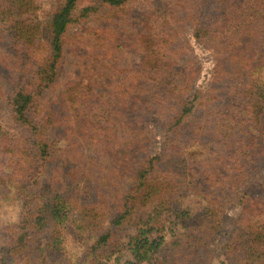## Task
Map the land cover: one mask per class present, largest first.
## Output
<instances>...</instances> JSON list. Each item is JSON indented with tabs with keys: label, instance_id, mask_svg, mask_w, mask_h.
Segmentation results:
<instances>
[{
	"label": "trees",
	"instance_id": "16d2710c",
	"mask_svg": "<svg viewBox=\"0 0 264 264\" xmlns=\"http://www.w3.org/2000/svg\"><path fill=\"white\" fill-rule=\"evenodd\" d=\"M2 111L0 264H264V0H0Z\"/></svg>",
	"mask_w": 264,
	"mask_h": 264
},
{
	"label": "rangeland",
	"instance_id": "374dc122",
	"mask_svg": "<svg viewBox=\"0 0 264 264\" xmlns=\"http://www.w3.org/2000/svg\"><path fill=\"white\" fill-rule=\"evenodd\" d=\"M40 5V10L43 13L51 9L59 0H36ZM85 2H83L84 4ZM186 39L190 44V56L198 64L200 73L193 83L191 94L203 92L208 89L211 81V74L216 63L212 51L205 47L202 43L193 37L192 28H187L185 31ZM0 119L5 129L15 132L16 126L11 113L9 111L0 112ZM163 140V132L155 129V144L152 153H157L160 144ZM261 179L264 180V170L261 174ZM222 222L219 231L217 232L211 246L210 252L212 255V264H227L224 255V247L231 238L236 220L241 212V207L237 202L225 201L222 203ZM5 218H17L19 215L18 206H9L3 209ZM264 217H255V221L262 220ZM64 253L70 263L74 264L77 258L81 255V247L75 239H73L67 231L64 233Z\"/></svg>",
	"mask_w": 264,
	"mask_h": 264
}]
</instances>
